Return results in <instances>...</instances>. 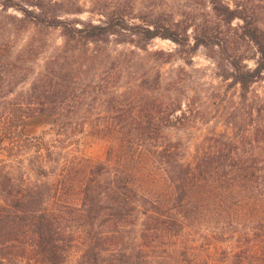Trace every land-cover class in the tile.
<instances>
[{"label": "trees", "instance_id": "obj_1", "mask_svg": "<svg viewBox=\"0 0 264 264\" xmlns=\"http://www.w3.org/2000/svg\"><path fill=\"white\" fill-rule=\"evenodd\" d=\"M92 1L100 24L63 19L83 13L77 0H8L2 6L20 14L8 17L18 31L29 24L61 29L70 49L113 39L166 62L175 54L147 51L157 38L188 47L189 55L200 47L218 49L213 58L220 75L240 87L244 102L264 78V0H165L178 2L175 10L150 0L142 11L130 0ZM126 58L135 60V52L120 53L115 67L90 81H80L56 58L26 96L8 99L31 68L0 51V264H65L79 231L85 236L81 264H264V118L252 119V133L247 124L233 137L215 136V145L186 163L182 142L167 134L183 125L182 104L161 94L160 71L123 84L126 71L116 67ZM35 117L53 118L54 134L25 135L27 120ZM84 135L106 141L104 160L64 151ZM235 234L240 246L233 255L213 243ZM197 239L204 242L194 247Z\"/></svg>", "mask_w": 264, "mask_h": 264}, {"label": "rangeland", "instance_id": "obj_2", "mask_svg": "<svg viewBox=\"0 0 264 264\" xmlns=\"http://www.w3.org/2000/svg\"><path fill=\"white\" fill-rule=\"evenodd\" d=\"M8 0H0V51L4 56H11L13 59L21 57L22 63L31 68L29 79L16 88L14 94L8 99L26 96L35 81L44 73L47 65L58 58L61 67L70 70L79 75L80 81L84 79L90 81L92 76L100 73L105 67L112 69L113 60L122 52L136 54L135 60H124L119 63L117 70L126 71V78L122 83H130L135 85L140 82V75L147 70L153 69L160 71L162 74L164 91L161 94L167 98H175L182 104L186 117L183 119V125L178 128L167 131L169 137L173 140L181 141L184 150V160L186 163H194L197 157L208 150L214 144V137L225 134L233 137L236 130L240 127H248L247 133H252L251 126L253 120L264 118V78L255 83L249 92L248 101L241 99V90L239 86L232 84V80H225L220 75L217 64L215 50H209L200 47L192 55L186 53L190 49L178 46L169 39L157 38L150 42L147 51H164L165 53H174L172 61L164 60L154 61L148 53L132 45H118L113 39L109 42H90L88 44H80L76 49L66 48L65 38L61 29L43 28L34 24L27 25V30L18 31L15 26L10 23L8 17L20 16L13 8L7 11L3 9V3ZM53 2H63L65 0H52ZM83 9V13L79 15H64L63 19H80L86 22L100 24L103 17L99 14L91 12L92 0H77ZM108 3L119 4L125 3L126 0H106ZM135 4L137 11H142L145 4L150 0H130ZM156 4L162 5L167 3L172 9H177L179 3L176 1L154 0ZM240 23L235 21V25ZM191 46L194 45L192 29L189 30ZM76 51V52H67ZM98 56L99 61H92L88 57ZM132 58V57H131ZM60 60V61H59ZM53 62V61H52ZM250 69L255 67L254 61H246ZM85 82V81H84ZM178 89L177 93L168 92V89ZM123 91V90H121ZM100 112V111H97ZM96 113V112H95ZM251 113H254L250 118ZM179 114V113H178ZM54 119L49 117H35L27 120L25 125V135L29 137L54 134ZM54 137V136H52ZM54 140V139H51ZM67 146V145H65ZM76 150L79 154H83L93 160H104L106 158L108 145L106 141L97 139L92 135H84L78 146L64 150L71 152ZM35 150H31L30 154L34 155ZM260 153V150L257 149ZM29 166V162L25 163ZM55 167L52 164L48 167ZM55 169V171H56ZM54 172V170H52ZM54 174L49 178L52 180ZM46 181L45 178L41 179ZM141 218L139 225L133 231L131 243L139 244V236L142 231ZM182 237L178 238L182 242ZM84 233L79 231L76 233V242L71 250L69 260L65 264H81L84 253ZM240 235L230 236L226 242L215 243L216 248L220 251H228L233 255L234 249L238 250ZM204 241L197 239L194 247L202 245ZM182 250V248H180ZM166 256V254H162ZM235 259V258H233ZM15 264H33L28 260L20 259Z\"/></svg>", "mask_w": 264, "mask_h": 264}]
</instances>
